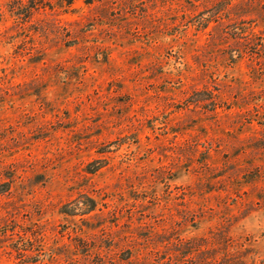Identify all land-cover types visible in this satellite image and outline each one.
<instances>
[{
	"label": "rangeland",
	"instance_id": "rangeland-1",
	"mask_svg": "<svg viewBox=\"0 0 264 264\" xmlns=\"http://www.w3.org/2000/svg\"><path fill=\"white\" fill-rule=\"evenodd\" d=\"M30 1L0 0V264H264V0Z\"/></svg>",
	"mask_w": 264,
	"mask_h": 264
},
{
	"label": "trees",
	"instance_id": "trees-1",
	"mask_svg": "<svg viewBox=\"0 0 264 264\" xmlns=\"http://www.w3.org/2000/svg\"><path fill=\"white\" fill-rule=\"evenodd\" d=\"M39 2H36V0H33V1H30V7H29V10L27 11V13L29 15L32 14V11L36 10L37 7L39 6H42V7H46V5L44 4V1L45 0H38ZM72 3H69V5H71ZM100 169V166H97L95 167L93 170H92V174L96 173L98 170Z\"/></svg>",
	"mask_w": 264,
	"mask_h": 264
}]
</instances>
